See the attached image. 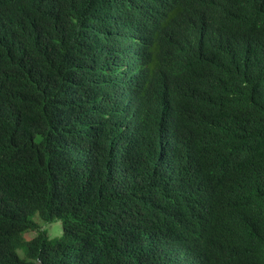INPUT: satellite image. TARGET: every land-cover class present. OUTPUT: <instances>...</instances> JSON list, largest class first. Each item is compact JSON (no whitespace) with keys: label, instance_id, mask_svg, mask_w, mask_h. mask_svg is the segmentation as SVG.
Segmentation results:
<instances>
[{"label":"trees","instance_id":"1","mask_svg":"<svg viewBox=\"0 0 264 264\" xmlns=\"http://www.w3.org/2000/svg\"><path fill=\"white\" fill-rule=\"evenodd\" d=\"M19 248L264 264V0H0V264Z\"/></svg>","mask_w":264,"mask_h":264},{"label":"clouds","instance_id":"2","mask_svg":"<svg viewBox=\"0 0 264 264\" xmlns=\"http://www.w3.org/2000/svg\"><path fill=\"white\" fill-rule=\"evenodd\" d=\"M31 219L36 221L38 224H41L42 230L47 233L48 240L50 242L59 239L62 236V221L60 219H54L50 224L47 225H44V223L39 220L38 213L31 217ZM17 252L22 260L29 261L25 249L19 248L17 249ZM29 264H36L34 258L29 261Z\"/></svg>","mask_w":264,"mask_h":264},{"label":"rangeland","instance_id":"3","mask_svg":"<svg viewBox=\"0 0 264 264\" xmlns=\"http://www.w3.org/2000/svg\"><path fill=\"white\" fill-rule=\"evenodd\" d=\"M38 218H39L40 221H42V222L44 223V225L50 224V223H46V222H44V221L39 217V215H38ZM40 226H41V224H40ZM36 234H37V233L34 232V231H28V232L25 233V239L28 240V239L34 237ZM62 234H63V226H62Z\"/></svg>","mask_w":264,"mask_h":264}]
</instances>
